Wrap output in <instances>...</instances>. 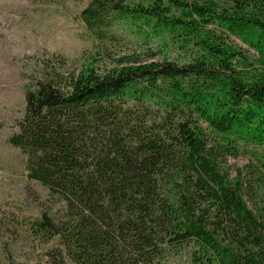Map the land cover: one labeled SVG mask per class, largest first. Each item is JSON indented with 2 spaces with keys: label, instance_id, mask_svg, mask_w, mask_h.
<instances>
[{
  "label": "trees",
  "instance_id": "trees-1",
  "mask_svg": "<svg viewBox=\"0 0 264 264\" xmlns=\"http://www.w3.org/2000/svg\"><path fill=\"white\" fill-rule=\"evenodd\" d=\"M80 17L96 63L46 66L10 137L64 203L33 235L75 264H264V175L226 169L239 148L264 150V0H91ZM155 39L194 55L171 59Z\"/></svg>",
  "mask_w": 264,
  "mask_h": 264
},
{
  "label": "rangeland",
  "instance_id": "rangeland-1",
  "mask_svg": "<svg viewBox=\"0 0 264 264\" xmlns=\"http://www.w3.org/2000/svg\"><path fill=\"white\" fill-rule=\"evenodd\" d=\"M90 1L0 0V264H61L53 255L58 250L67 264H75L58 238L43 242L33 235L32 221L44 211L60 217L64 203L50 195L47 187L28 178L27 156L10 137L19 132L26 86L41 80L46 66L54 63L59 68L65 63L64 69L80 71L96 63V40L80 17ZM167 42L165 46L163 39H155L150 45L176 61L193 57L194 52ZM228 42L243 50L247 63L261 67L258 53L247 44L234 36H229ZM239 149V156L229 158L226 169L232 177L242 173L254 183L264 175L257 158L264 157V150L251 146ZM256 190L259 196L254 198L263 206L264 188ZM250 206L254 207L251 201ZM168 264H189L187 252L170 257Z\"/></svg>",
  "mask_w": 264,
  "mask_h": 264
}]
</instances>
